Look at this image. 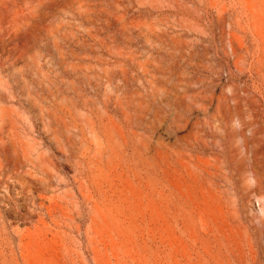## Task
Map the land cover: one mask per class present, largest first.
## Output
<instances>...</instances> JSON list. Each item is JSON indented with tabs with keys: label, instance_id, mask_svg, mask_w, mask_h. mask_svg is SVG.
Here are the masks:
<instances>
[{
	"label": "rangeland",
	"instance_id": "1",
	"mask_svg": "<svg viewBox=\"0 0 264 264\" xmlns=\"http://www.w3.org/2000/svg\"><path fill=\"white\" fill-rule=\"evenodd\" d=\"M0 264H264V0H0Z\"/></svg>",
	"mask_w": 264,
	"mask_h": 264
},
{
	"label": "bare ground",
	"instance_id": "2",
	"mask_svg": "<svg viewBox=\"0 0 264 264\" xmlns=\"http://www.w3.org/2000/svg\"><path fill=\"white\" fill-rule=\"evenodd\" d=\"M247 164V163H246ZM253 171V170H252Z\"/></svg>",
	"mask_w": 264,
	"mask_h": 264
}]
</instances>
